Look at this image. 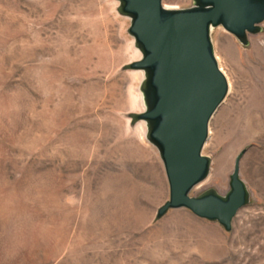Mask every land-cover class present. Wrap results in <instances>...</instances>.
<instances>
[{
  "label": "rangeland",
  "instance_id": "374dc122",
  "mask_svg": "<svg viewBox=\"0 0 264 264\" xmlns=\"http://www.w3.org/2000/svg\"><path fill=\"white\" fill-rule=\"evenodd\" d=\"M168 9L193 0H162ZM119 0H0V264H264V22L246 45L211 33L228 94L207 179L225 197L236 158L249 194L230 232L170 210L147 140L142 59Z\"/></svg>",
  "mask_w": 264,
  "mask_h": 264
},
{
  "label": "water",
  "instance_id": "95a60500",
  "mask_svg": "<svg viewBox=\"0 0 264 264\" xmlns=\"http://www.w3.org/2000/svg\"><path fill=\"white\" fill-rule=\"evenodd\" d=\"M118 12L131 20L129 34L142 59L128 66L142 71L140 88L145 112L132 115L143 121L147 140L159 152L169 185L170 210H187L199 219L218 223L230 232L249 194L240 179L239 155L223 197L209 190L191 192L208 177L210 160L203 155L209 124L228 94V81L214 54L211 33L223 28L246 45L248 35L260 32L264 0H193V7L168 9L162 0H119Z\"/></svg>",
  "mask_w": 264,
  "mask_h": 264
}]
</instances>
